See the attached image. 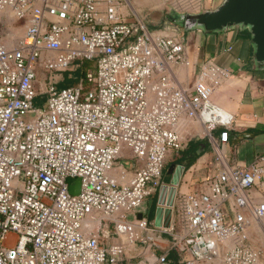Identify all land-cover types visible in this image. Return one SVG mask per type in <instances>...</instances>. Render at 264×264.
Wrapping results in <instances>:
<instances>
[{"label":"built area","instance_id":"1","mask_svg":"<svg viewBox=\"0 0 264 264\" xmlns=\"http://www.w3.org/2000/svg\"><path fill=\"white\" fill-rule=\"evenodd\" d=\"M123 1L0 0V14L25 23L15 46L0 40V264H140L128 249L156 248L161 234L170 249L148 264H168L172 252L179 264L220 253V264H264V202L249 195L264 181V153L174 197L167 228L137 218L152 194L168 202V154L192 137L214 145L218 128L226 144L233 118L212 101L230 73L206 61L181 85L184 44L154 36ZM84 62L86 87L58 90L62 73ZM39 94L46 102L35 110ZM123 149L134 162L127 183L113 176ZM68 179L79 180L77 194ZM253 225L263 233L257 245ZM104 231L118 241L106 244Z\"/></svg>","mask_w":264,"mask_h":264},{"label":"crops","instance_id":"2","mask_svg":"<svg viewBox=\"0 0 264 264\" xmlns=\"http://www.w3.org/2000/svg\"><path fill=\"white\" fill-rule=\"evenodd\" d=\"M133 1L135 10L149 9L150 13L146 14V18L151 17V19L148 23L144 19L141 22L150 32L162 31V34L151 32L154 36L174 38L184 44L190 66L178 72L181 85H189L206 61H212L230 73L212 95V101L233 118L232 125L228 129V141L226 144H221L218 141L219 134L214 133L215 144L210 145L209 150L202 154L189 169L183 170L176 186L175 197L201 192L206 188V181L215 177L220 171L248 166L258 155L264 153V71L254 69L249 39L244 32L235 29L219 35H204L197 31L184 33L170 24L163 27L165 16L171 12L197 13L211 10L222 0ZM120 160L126 163L127 168L119 164ZM133 170L134 162L131 153L123 149L113 176L127 183L133 176ZM174 171L175 169L170 171L169 168L168 174L173 176ZM249 195L254 205L263 203L264 181L253 188ZM149 198L153 200L157 198V204L148 206L145 203L139 209L137 216L140 215L141 220H145L152 228L157 227L155 211L160 207L159 191ZM152 208H154V217L152 221H149ZM166 221L165 215H162L159 220L160 227H163ZM103 233L102 238L106 244L110 245L118 241L112 231ZM156 246L150 249L146 245L136 244L128 249L127 258L133 263L154 262V257L168 252L171 238L166 234L159 235Z\"/></svg>","mask_w":264,"mask_h":264},{"label":"water","instance_id":"3","mask_svg":"<svg viewBox=\"0 0 264 264\" xmlns=\"http://www.w3.org/2000/svg\"><path fill=\"white\" fill-rule=\"evenodd\" d=\"M165 22L179 28L184 33L201 32L204 35H219L237 29L247 34L251 48L252 64L256 71H264V0H222L211 10L197 13L171 12L164 18ZM170 186H162L161 193H168V202H160L155 211L156 226L165 215L167 228L172 217V206L176 186L184 168L170 167L174 170ZM139 220L141 216L137 217Z\"/></svg>","mask_w":264,"mask_h":264},{"label":"rangeland","instance_id":"4","mask_svg":"<svg viewBox=\"0 0 264 264\" xmlns=\"http://www.w3.org/2000/svg\"><path fill=\"white\" fill-rule=\"evenodd\" d=\"M141 1H145V0H141ZM133 0H124L123 1V9L122 12L125 15H129V18H137L138 20L142 21L144 19L145 22H149V20L151 19V17H147L146 18V14L150 13V11H148L149 9L144 8V9H134L133 8ZM133 12V17L132 14L130 12ZM145 17V18H144ZM168 23L163 24L166 25ZM25 30V23L20 22L18 20H16L11 13L8 12H4L0 14V40H2V42L4 43V45L6 47H13L15 46V44L17 43V41L22 37L23 33ZM155 34H162V31H151ZM38 78L36 80V90L38 93H40L45 86V81H44V74L42 73V71H38ZM58 90L63 89L62 86L59 85L58 83ZM46 102V97L45 95H41L39 94L35 100L33 101V108L35 110H41L44 107V104ZM194 139H198L196 137H192L190 140H194ZM171 154V153H170ZM170 154H168L167 158L165 161H167L170 158ZM117 163V162H116ZM119 164H121L122 166H124L125 168H127L126 163L123 160L119 161ZM163 177V176H162ZM172 177L170 178L171 181ZM170 181L169 183H165L164 185L166 186H170ZM163 182V180L161 181ZM68 183L70 185V193L71 194H77L79 192V180L78 179H68ZM157 198L156 201L153 200V198H149L148 200H146V205L148 204V206H152L154 204L153 201H155V204H157ZM145 203L142 205V207L145 205ZM255 225H253V230L250 231V238L252 241V244L257 245L258 243L261 242V240L263 239V233L259 232V230H257L256 228H254ZM220 259H221V253L219 254V256L214 259L213 261L210 262H205L203 264H220Z\"/></svg>","mask_w":264,"mask_h":264},{"label":"trees","instance_id":"5","mask_svg":"<svg viewBox=\"0 0 264 264\" xmlns=\"http://www.w3.org/2000/svg\"><path fill=\"white\" fill-rule=\"evenodd\" d=\"M244 35L248 38L246 33H244ZM90 66L91 64L87 62L76 63L75 67L62 73L59 85L62 86V88H72V87H77L79 85L86 87L84 76L86 70ZM223 131H224L223 128H218L215 131V134H220ZM227 132L229 134L228 130ZM209 148H210V144L206 140L194 139L189 141L184 149L177 152H172L170 154V158L167 161H165L164 164L162 183L163 184L169 183L170 178L172 176L168 174V170L171 166L173 167L182 166L185 170H187L196 162V160L202 154L208 151ZM153 217H154V208H152L148 220L152 221ZM167 259H168V263L170 264H179L178 262L179 258L174 252L170 253Z\"/></svg>","mask_w":264,"mask_h":264},{"label":"bare ground","instance_id":"6","mask_svg":"<svg viewBox=\"0 0 264 264\" xmlns=\"http://www.w3.org/2000/svg\"><path fill=\"white\" fill-rule=\"evenodd\" d=\"M177 190V189H176Z\"/></svg>","mask_w":264,"mask_h":264}]
</instances>
